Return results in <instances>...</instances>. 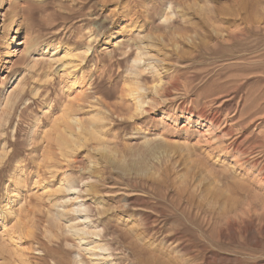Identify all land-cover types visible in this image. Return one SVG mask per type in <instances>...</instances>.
I'll return each mask as SVG.
<instances>
[{"label": "rangeland", "instance_id": "1", "mask_svg": "<svg viewBox=\"0 0 264 264\" xmlns=\"http://www.w3.org/2000/svg\"><path fill=\"white\" fill-rule=\"evenodd\" d=\"M0 17V264H264V0H4Z\"/></svg>", "mask_w": 264, "mask_h": 264}, {"label": "bare ground", "instance_id": "2", "mask_svg": "<svg viewBox=\"0 0 264 264\" xmlns=\"http://www.w3.org/2000/svg\"><path fill=\"white\" fill-rule=\"evenodd\" d=\"M3 1L4 0H0V6H2V4H3ZM14 23H16L17 24V22L16 21H12V23L10 24V26H9V31H8V33L6 34V49H7V51H6V54H5V59H7L8 57H9V51H8V49H9V47L11 46V43H12V41H11V39H13L12 38V34H14L15 32H18L19 31V28H17L16 27V29H15V24ZM22 23V22H21ZM14 24V25H13ZM2 26H3V24H2V18L0 17V28H2ZM131 30H133V29H131ZM147 44V43H146ZM145 44V45H146ZM144 46V45H143ZM149 46H152V45H149ZM149 46L147 45L146 46V48L148 47L149 48ZM154 46V45H153ZM143 48V47H142ZM89 51H90V49H89ZM148 52V51H147ZM151 52V51H150ZM156 52V51H155ZM141 56H142V53H141ZM141 56H139V57H137L135 60H134V64L137 66V65H141L140 63H142L141 62V60H142V57ZM144 59V58H143ZM74 82H75V80H74ZM76 83V82H75ZM74 85V84H73ZM140 85V84H139ZM141 86V85H140ZM142 87V86H141ZM143 91H142V88H140L139 86H138V83H136V86H134V87H132V86H129L128 87V95H129V97L131 96V97H133L135 100L136 99H140L141 100V93H142ZM144 103V102H143ZM143 103L141 102V103H137L138 105H140L139 107H142L143 108ZM137 104H136V106H137ZM137 108V107H136ZM138 109V108H137ZM139 110H142V109H139ZM215 114V113H214ZM204 116V115H203ZM218 117V116H217ZM216 116H215V118H217ZM214 119V118H213ZM218 119H219V117H218ZM209 120H211V119H209ZM210 122V121H209ZM213 122V121H212ZM217 122V121H216ZM215 125H216V123H215ZM226 148V147H225ZM222 150V149H221ZM257 162V161H256ZM65 177V176H64ZM63 177V178H64ZM62 181H63V179H62ZM89 186H88V188L87 189H85V193L87 192V194H89V195H92L93 197H96V196H98L99 195V192H97L96 191V185H91L90 183H87ZM66 189H67V191H70V192H72V194H75L76 195V198L77 199H80V197L78 196V194L80 193V190H77V188H75V187H73V182L71 181V180H67V184H66ZM91 191V192H90ZM97 198V197H96ZM87 209L88 208H86V207H83V208H81V211L83 212V211H87ZM65 213H64V211H58V212H56V216H57V220H62L63 218H65ZM204 215V214H203ZM210 216V215H209ZM89 217L87 216V215H85V217H84V219L85 220H87ZM206 219V218H205ZM209 219V218H208ZM211 219V218H210ZM87 222V221H86ZM184 226V225H183ZM70 228H71V233H72V235H74L75 237H76V239L79 241V245H83V244H87L88 246L90 245V244H88L87 243V240L88 239H90V238H92V239H96V241H98L100 238V232H96V231H93V232H88V231H86L84 228H77V227H74V226H69ZM70 232V231H69ZM22 234H26L28 237H31V236H33V234H34V232H33V230H30V228H29V226L28 227H26V228H24V229H22V231H21V233H20V235H22ZM61 242V241H60ZM50 243V242H49ZM51 244V243H50ZM44 246V245H43ZM86 250H88V252H91L92 254H90V255H92L93 257H96V258H102V257H100L99 255H103V254H97V252H96V250H101L102 252H104V254H105V256H103V257H106L107 258V261H109L110 259H108V258H110L111 256H112V254H110V253H108L107 251H108V249L107 248H105V246L104 245H102V244H99L98 242H97V244L96 245H94V246H90V247H88V248H86ZM104 250H106V251H104ZM40 251H42V250H40ZM106 252V253H105ZM40 255H41V253H39ZM106 254H107V256H106ZM45 254L43 255V257L41 258L40 257V259L41 260H43V261H45ZM80 258H81V255H80ZM39 259V258H38ZM97 260H102V259H97ZM112 260V259H111ZM160 260V259H159ZM37 262V261H36ZM109 264H118L117 262L116 263H113V262H108ZM154 263H157V261L156 262H154ZM79 264H84L83 263V261H82V259L80 260V262H79ZM106 264V263H105Z\"/></svg>", "mask_w": 264, "mask_h": 264}]
</instances>
